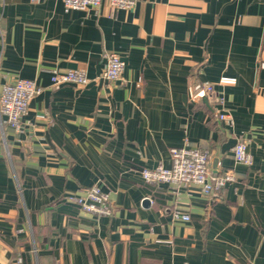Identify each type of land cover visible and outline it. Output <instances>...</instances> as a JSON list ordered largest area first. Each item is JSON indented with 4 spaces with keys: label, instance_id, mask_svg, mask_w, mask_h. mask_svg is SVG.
<instances>
[{
    "label": "crops",
    "instance_id": "0c3cea01",
    "mask_svg": "<svg viewBox=\"0 0 264 264\" xmlns=\"http://www.w3.org/2000/svg\"><path fill=\"white\" fill-rule=\"evenodd\" d=\"M108 53L122 81L102 78ZM69 70L89 84L54 86ZM22 79L41 92L18 129L0 114V264H264V0H0V90ZM204 83L221 105L191 100ZM183 147L235 180L210 196L145 182ZM93 186L109 216L76 202Z\"/></svg>",
    "mask_w": 264,
    "mask_h": 264
},
{
    "label": "built area",
    "instance_id": "2783aa9c",
    "mask_svg": "<svg viewBox=\"0 0 264 264\" xmlns=\"http://www.w3.org/2000/svg\"><path fill=\"white\" fill-rule=\"evenodd\" d=\"M66 10H88L99 8L104 0H63ZM113 11L133 9L136 0H108ZM106 67L102 78L110 82H119L123 79L125 63L116 53L106 55ZM84 70H69L67 72H53L52 83L59 87L65 84H74L84 88L89 84ZM41 92V88L33 80L22 79L13 84H5L0 90V114L7 118V122L20 127L22 117L27 113L30 102ZM192 101L207 99L210 103L222 104L223 99L215 87L210 83L196 84L190 87ZM218 118L227 125H233L229 114L220 112ZM234 156L238 164L249 166L252 156L247 151L244 142L234 147ZM172 165L166 168L162 165L155 169H143L142 176L149 184L167 183L176 186L196 185L205 196L223 189L228 183L235 180L234 174L227 171L224 174H213L210 171V155L201 149L189 147L171 149ZM82 210L89 214L109 216L112 213L108 205L109 197L98 186L85 191L83 196L75 199ZM177 218L188 220L186 215H176Z\"/></svg>",
    "mask_w": 264,
    "mask_h": 264
}]
</instances>
